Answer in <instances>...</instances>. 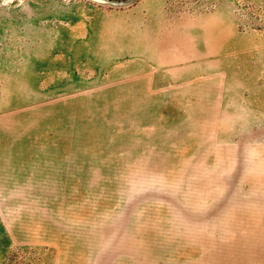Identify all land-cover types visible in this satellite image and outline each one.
<instances>
[{"label": "rangeland", "instance_id": "374dc122", "mask_svg": "<svg viewBox=\"0 0 264 264\" xmlns=\"http://www.w3.org/2000/svg\"><path fill=\"white\" fill-rule=\"evenodd\" d=\"M103 1L0 0V264H264V0Z\"/></svg>", "mask_w": 264, "mask_h": 264}, {"label": "water", "instance_id": "95a60500", "mask_svg": "<svg viewBox=\"0 0 264 264\" xmlns=\"http://www.w3.org/2000/svg\"><path fill=\"white\" fill-rule=\"evenodd\" d=\"M92 1H94L96 3H102V4L107 3L106 1H103V0H92ZM111 5H122V4H119V3H111Z\"/></svg>", "mask_w": 264, "mask_h": 264}]
</instances>
